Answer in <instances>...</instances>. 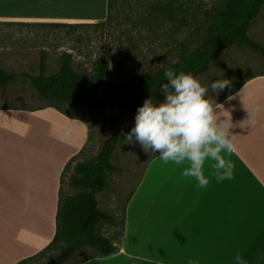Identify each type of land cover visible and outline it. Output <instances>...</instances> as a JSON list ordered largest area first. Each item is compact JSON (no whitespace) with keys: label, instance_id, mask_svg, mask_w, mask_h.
<instances>
[{"label":"crops","instance_id":"obj_1","mask_svg":"<svg viewBox=\"0 0 264 264\" xmlns=\"http://www.w3.org/2000/svg\"><path fill=\"white\" fill-rule=\"evenodd\" d=\"M96 3L0 0V12H8L0 13V24L90 22L96 19L92 14L76 17L66 12H91ZM230 95L235 99L229 102ZM218 103L230 112L235 125L230 129L236 136L237 150L230 157L234 179L217 182L212 177L206 189H198L194 180L182 177V167L163 163L157 153L126 203L124 230L142 204L149 211L148 220L159 230L169 229L156 233L160 242L142 246L145 251L137 246L141 241L124 243L123 236L118 253L81 264H188L190 259H198L199 264H233L236 250L249 264H264L258 259L264 255V74L241 83ZM88 140L85 120L50 105L0 107V264H19L49 246L56 234L65 168ZM211 171L206 164L205 174Z\"/></svg>","mask_w":264,"mask_h":264},{"label":"rangeland","instance_id":"obj_2","mask_svg":"<svg viewBox=\"0 0 264 264\" xmlns=\"http://www.w3.org/2000/svg\"><path fill=\"white\" fill-rule=\"evenodd\" d=\"M95 1L97 3L91 12L66 10L67 16L84 17L90 14L95 16L92 19H96L90 22L66 23L79 26L0 24V69L15 74V78L7 87H0V107L37 109L52 104L48 100L38 98L30 82V77L39 71L42 54L46 56L48 75L57 73L60 68V56L70 53L75 70L87 77L94 73L96 61L105 56L110 62L106 83L115 84L128 76L143 75L172 63L177 51L182 47L196 50L201 44L202 39L193 24L189 28L177 29L162 19H155L159 15L153 13L150 7L159 0H115L110 16L107 4H104L105 0L103 4L98 3L100 0ZM221 4L222 0H198L194 6L199 7L197 12L202 18L205 12L218 9ZM248 36L264 46V6L257 20L249 28ZM262 74L264 59L261 55L246 48H232L215 60L205 74L197 78L205 86H209L213 79L217 78L231 81L219 94L211 91L208 93L218 103L235 91L241 83ZM143 103L124 113L121 143L113 156V164L120 171L109 174L110 188L97 196L100 209L116 219L114 226L107 224L104 227V232L110 236L117 237L120 233L126 203L156 155L145 153L138 144L127 143L124 139L125 134L134 126L137 108ZM61 110L68 116L85 120L89 125V140L77 158V163L96 157L103 142L110 135L109 128L112 123L110 111L107 109L91 111L75 104L62 107ZM74 165L75 163L70 164L64 173V193L73 192L67 183L73 174ZM145 205H140L138 210L136 208L132 212L127 231L123 225L124 239L123 236L118 238L116 241L118 247L122 239L124 243L138 239L141 243L137 246L147 248V245L160 242L155 236L156 233L162 235L169 229L159 230L152 219L148 220L145 213L149 211ZM139 230L142 235L138 237L136 233ZM143 249L145 251V248ZM89 254L90 252L80 253L70 264L80 261ZM46 261L47 259L39 258L27 264H44Z\"/></svg>","mask_w":264,"mask_h":264},{"label":"trees","instance_id":"obj_3","mask_svg":"<svg viewBox=\"0 0 264 264\" xmlns=\"http://www.w3.org/2000/svg\"><path fill=\"white\" fill-rule=\"evenodd\" d=\"M198 0H159L150 9L176 28L195 26L201 37V44L196 50L185 47L179 49L172 63L148 71L143 75H131L115 84H107L109 60L101 56L94 67V73L87 77L75 70L70 53L60 56L59 71L47 74L46 56L41 55L39 71L30 77L38 98L45 99L50 106L61 110L67 105H82L88 110L107 109L111 113L110 135L103 142L99 153L93 159L77 163L79 155L66 166H73V174L68 180V187L73 192L64 193L63 179L59 194L56 215V234L49 246L37 256L22 261L26 264L35 259H47L44 264H70L82 252L90 254L73 264H81L93 258L115 255L119 251L118 238L123 236L124 214L120 223L121 231L117 237L107 235L104 227L114 226L113 215L100 209L98 194L110 188L109 174L120 171L113 164L116 148L121 143L124 113L151 97L154 102H162L164 96L159 92L166 83L163 77L165 68L191 72L195 77L205 74L211 64L224 52L232 48H246L262 56L264 46L248 36L251 25L257 20L264 6V0H222L218 9L205 12L200 18ZM115 0H108L110 16ZM109 18V17H108ZM108 20V19H107ZM55 27L79 25L53 24ZM15 74L0 69V87H7ZM65 173V172H64ZM64 176V175H63Z\"/></svg>","mask_w":264,"mask_h":264},{"label":"clouds","instance_id":"obj_4","mask_svg":"<svg viewBox=\"0 0 264 264\" xmlns=\"http://www.w3.org/2000/svg\"><path fill=\"white\" fill-rule=\"evenodd\" d=\"M163 77L167 81L159 89L163 101L145 99L137 108L134 126L124 136L126 142L138 144L145 153H159L165 164L182 167V177L194 180L198 189H206L212 177L217 182L234 179L230 157L237 150L236 136L230 129L235 125L224 105L208 95L224 91L231 81L217 78L205 86L191 72L171 67L164 69ZM233 99L234 95L227 97L229 102ZM250 113L249 120H253L254 113ZM206 164L212 169L209 175L205 174ZM258 259L264 260V255ZM232 261L249 264L240 250ZM188 264H199V260L190 259Z\"/></svg>","mask_w":264,"mask_h":264}]
</instances>
